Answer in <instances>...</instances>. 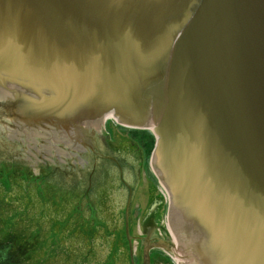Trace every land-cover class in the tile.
<instances>
[{
  "label": "water",
  "instance_id": "obj_1",
  "mask_svg": "<svg viewBox=\"0 0 264 264\" xmlns=\"http://www.w3.org/2000/svg\"><path fill=\"white\" fill-rule=\"evenodd\" d=\"M106 115L155 138L176 245L143 242V264L152 247L176 248L180 264H264V0H0V167L43 168L13 158V139L91 142L123 169L107 166L101 187L137 194L140 149L105 136L106 148L94 133ZM43 169L88 190L68 168ZM161 204L143 230L166 226Z\"/></svg>",
  "mask_w": 264,
  "mask_h": 264
},
{
  "label": "rangeland",
  "instance_id": "obj_2",
  "mask_svg": "<svg viewBox=\"0 0 264 264\" xmlns=\"http://www.w3.org/2000/svg\"><path fill=\"white\" fill-rule=\"evenodd\" d=\"M108 123L113 129L116 125L121 136L112 138L107 131L105 136L140 149L129 142L128 128ZM143 159L140 149L137 194L118 191L115 180L86 194L52 183L43 168L0 167V250L12 257L11 264H130L123 234L130 197L125 235L133 238V263L141 264L142 243L135 239L142 237L141 222L155 201L165 203L164 191ZM164 210L157 221H166ZM175 256L151 251V264H177Z\"/></svg>",
  "mask_w": 264,
  "mask_h": 264
},
{
  "label": "flooded vegetation",
  "instance_id": "obj_3",
  "mask_svg": "<svg viewBox=\"0 0 264 264\" xmlns=\"http://www.w3.org/2000/svg\"><path fill=\"white\" fill-rule=\"evenodd\" d=\"M108 122V120H105L104 124L100 125L99 123V125H97L98 131H101L100 135H103L102 138H104L103 140L106 148H110L111 144L110 140H106L105 138V131H107V133H112V138L121 136V134L117 130V126H114L113 129V126H111V124H109ZM13 142L14 151L12 152V154H10L13 158H16L18 161L23 162L25 164L37 160L35 164L43 168H51L52 164L54 170L56 169L58 171L60 170V167L68 168L70 172H65L62 175L69 178V176L74 174L76 180L83 179V181L85 178L86 181L84 182L88 183V190L86 194L92 191V188H94L95 186V188H99L101 190V185L104 182V178H106L108 175L106 170L107 166L111 169L110 171L112 174L117 173V177L123 180L122 169L120 170V167L115 166L114 163L108 162L111 164H107V161L102 159V156L109 154V152H102L99 150V148L96 149L92 146L91 142L85 143L84 146L77 149H69V146L64 147V144L60 142L58 145L55 146V149H52L50 147V151H42V149H36L35 147L38 145V141L31 142V140L20 141L18 139H13ZM84 142L85 141L81 143ZM33 149H36V152H33ZM62 149L68 153H63ZM27 151L29 152V154ZM44 155L47 156L48 159H45ZM3 159L6 161H10L9 157H4ZM43 160H49L51 161V163L49 164L47 162H43ZM80 172L84 173V175H82ZM129 204L130 197H128L127 199L126 209ZM126 209H124V211ZM145 232L149 233V230L146 229ZM123 234L125 237V232ZM153 238L154 237L152 234L150 237V241H153L155 239ZM143 242H145V238L141 237L140 243ZM11 259V256L6 255L3 251L0 250V264H11ZM149 264H151V261Z\"/></svg>",
  "mask_w": 264,
  "mask_h": 264
},
{
  "label": "trees",
  "instance_id": "obj_4",
  "mask_svg": "<svg viewBox=\"0 0 264 264\" xmlns=\"http://www.w3.org/2000/svg\"><path fill=\"white\" fill-rule=\"evenodd\" d=\"M130 139L136 146L139 145L143 150L147 163L154 145L153 135L147 131H131Z\"/></svg>",
  "mask_w": 264,
  "mask_h": 264
},
{
  "label": "bare ground",
  "instance_id": "obj_5",
  "mask_svg": "<svg viewBox=\"0 0 264 264\" xmlns=\"http://www.w3.org/2000/svg\"><path fill=\"white\" fill-rule=\"evenodd\" d=\"M175 260H176L177 264H180L176 256H175Z\"/></svg>",
  "mask_w": 264,
  "mask_h": 264
}]
</instances>
